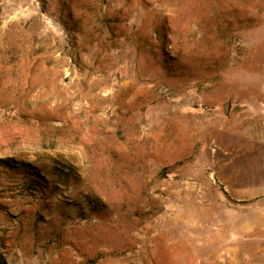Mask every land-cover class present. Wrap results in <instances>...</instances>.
I'll list each match as a JSON object with an SVG mask.
<instances>
[{
    "label": "rangeland",
    "instance_id": "374dc122",
    "mask_svg": "<svg viewBox=\"0 0 264 264\" xmlns=\"http://www.w3.org/2000/svg\"><path fill=\"white\" fill-rule=\"evenodd\" d=\"M0 264H264V0H0Z\"/></svg>",
    "mask_w": 264,
    "mask_h": 264
},
{
    "label": "water",
    "instance_id": "95a60500",
    "mask_svg": "<svg viewBox=\"0 0 264 264\" xmlns=\"http://www.w3.org/2000/svg\"><path fill=\"white\" fill-rule=\"evenodd\" d=\"M227 106V104H225V107Z\"/></svg>",
    "mask_w": 264,
    "mask_h": 264
}]
</instances>
